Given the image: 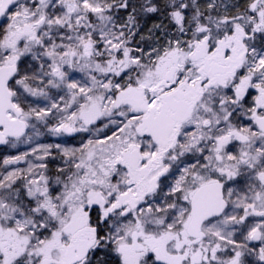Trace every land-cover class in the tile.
<instances>
[{
	"label": "snow or ice",
	"instance_id": "obj_1",
	"mask_svg": "<svg viewBox=\"0 0 264 264\" xmlns=\"http://www.w3.org/2000/svg\"><path fill=\"white\" fill-rule=\"evenodd\" d=\"M0 146V264H264V0H0Z\"/></svg>",
	"mask_w": 264,
	"mask_h": 264
},
{
	"label": "flooded vegetation",
	"instance_id": "obj_2",
	"mask_svg": "<svg viewBox=\"0 0 264 264\" xmlns=\"http://www.w3.org/2000/svg\"><path fill=\"white\" fill-rule=\"evenodd\" d=\"M51 139H52V138H50V137L45 138V142H51ZM23 150H25V148L22 146V147L20 148V151H23ZM15 151H16V150L7 149V148L2 147V148L0 149V159H2V158H3L4 156H6V155H9V154H15Z\"/></svg>",
	"mask_w": 264,
	"mask_h": 264
},
{
	"label": "water",
	"instance_id": "obj_3",
	"mask_svg": "<svg viewBox=\"0 0 264 264\" xmlns=\"http://www.w3.org/2000/svg\"><path fill=\"white\" fill-rule=\"evenodd\" d=\"M3 146H0V148H2Z\"/></svg>",
	"mask_w": 264,
	"mask_h": 264
}]
</instances>
